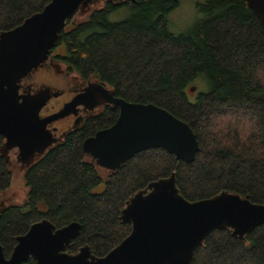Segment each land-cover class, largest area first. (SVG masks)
<instances>
[{"label": "trees", "instance_id": "trees-1", "mask_svg": "<svg viewBox=\"0 0 264 264\" xmlns=\"http://www.w3.org/2000/svg\"><path fill=\"white\" fill-rule=\"evenodd\" d=\"M49 2L0 0V33L18 27ZM179 2L136 0L120 6L133 12L119 22L108 17L121 8L106 2L84 21L66 24L57 41L66 54L58 59L68 72L95 80L117 98L154 104L188 124L200 148L195 160L186 164L163 149H150L115 172L98 168L83 154L82 143L115 123L118 108L105 107L23 171L24 201L0 214L6 258L16 238L41 220L56 229L74 222L81 226L67 253L87 246L92 255L105 256L131 231L120 220L129 199L172 174L188 201L228 192L264 205V28L246 0H207L198 5L202 17L174 34L167 16ZM201 78L207 91L190 94ZM3 142L0 136V148ZM12 180L10 161L0 152L1 196ZM22 264L37 263L29 259ZM192 264H264V224L243 240L229 230H213L195 250Z\"/></svg>", "mask_w": 264, "mask_h": 264}, {"label": "water", "instance_id": "water-1", "mask_svg": "<svg viewBox=\"0 0 264 264\" xmlns=\"http://www.w3.org/2000/svg\"><path fill=\"white\" fill-rule=\"evenodd\" d=\"M104 1L50 0L41 12L0 33V136L4 140L0 152L9 160V153L17 150L15 159L22 171L58 144L60 139L47 126L76 115L79 106L89 111L103 105L119 109L113 125L82 143L83 154L104 171L115 172L134 155L150 149H163L186 164L192 163L200 151L189 125L167 110L154 104L127 102L98 84L88 85L57 113L40 118L41 110L60 95L59 91L48 86L23 88L22 83L47 66L50 52L71 19L78 14L86 17L102 8ZM246 2L264 28V0ZM79 129L76 120L69 132ZM7 204L6 199L0 202V214ZM120 220L129 224L131 231L103 257L92 255L87 246L76 254L66 252L80 235L78 223L56 229L41 220L16 238L8 258L0 246V264H22L29 259L37 264H192L195 250L213 230H229L233 238L243 240L264 224V205L228 192L188 201L180 194L176 175L172 174L136 192L121 211Z\"/></svg>", "mask_w": 264, "mask_h": 264}, {"label": "rangeland", "instance_id": "rangeland-1", "mask_svg": "<svg viewBox=\"0 0 264 264\" xmlns=\"http://www.w3.org/2000/svg\"><path fill=\"white\" fill-rule=\"evenodd\" d=\"M207 0H180L179 5L177 8L169 12L167 18L169 20V29L172 33L174 34H179L187 31L190 29L197 20H199L202 17L201 12L198 10V5L205 3ZM132 10H128V8H121L112 14L109 15V20L110 22H119L122 21L126 18H128ZM85 15H76L72 19L73 22L77 21H84ZM72 25V24H71ZM70 26V25H69ZM66 54L65 48L60 45H56V47L50 52L49 56H55V55H64ZM58 62H53L54 65L49 66L48 72L51 77H58L60 78V75L62 74V79L63 76H65V87H69L70 84H77L79 76L76 74H68L70 75L68 78L66 76V66L59 61ZM56 65V66H55ZM43 69H38L35 71L30 78V82L33 84H36L40 82L39 75L42 73ZM196 89L193 93L190 92V94H195L197 93H205L208 89L207 83L201 78L200 80L197 81L196 83ZM35 87V86H34ZM194 96V95H191ZM54 100H50V104L52 105L56 104L53 103ZM10 156V162H11V167H12V172H13V180L10 185L9 190L1 197L5 198L8 200V203L11 204H20L24 201L25 194H26V188L23 184L22 181V174L23 171L21 167L16 163V157L14 153H11ZM101 186L99 185L94 191L99 192L101 190Z\"/></svg>", "mask_w": 264, "mask_h": 264}, {"label": "flooded vegetation", "instance_id": "flooded-vegetation-1", "mask_svg": "<svg viewBox=\"0 0 264 264\" xmlns=\"http://www.w3.org/2000/svg\"><path fill=\"white\" fill-rule=\"evenodd\" d=\"M106 2L110 3L114 8H117L120 6L128 7L129 5L134 4L136 0H106L104 1V3ZM125 7H120V8H125ZM71 20L68 22L69 24H72ZM64 56L65 54L49 56V61L47 63V66L43 69L42 73L39 75L40 82L33 84L30 82V80H27L22 83L23 88H28V87L38 88L39 86H48L52 88L53 90L59 91L60 95L56 98H53L54 100L53 103H56V104L52 105V103L50 104V101H49L48 104L41 110L40 118H45L47 116L57 113L63 107L64 104L70 102L76 95L80 93L82 94L83 90L88 85L98 84V85L103 86L102 84L97 83L95 80H92V79L85 80L79 77L77 84L75 85L70 84L69 87H65V81H63V79L65 80L66 78L65 76H63V79H62V74L60 75V78L51 77V75H49V72H48V68H50L49 66L54 65L53 60L56 62H59L60 60L58 58H63ZM66 73H67L66 74L67 78L70 76L68 74H73L67 71V67H66ZM103 87L106 88L108 91H111L109 88L105 86ZM105 107H110V106L103 105V106L97 107L93 111L85 110L82 106H79L77 108L76 115L70 114L69 116H66L65 118L54 121L47 126V129H49L56 138L60 139L57 144L59 145L61 142L64 141L65 137L62 138L64 133H67L72 129V126L74 125L76 120H78V123L80 124V129H81L86 125V123L90 119H94V117L100 116L105 111L106 109ZM118 114H119V109H118ZM11 153H14L16 157L17 150L11 151L9 155H11ZM1 197H0V202L3 201L5 203V198H1ZM9 204L12 205L11 203H8L7 206H9Z\"/></svg>", "mask_w": 264, "mask_h": 264}]
</instances>
